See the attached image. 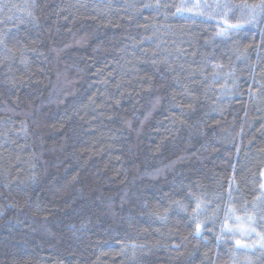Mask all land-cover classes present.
<instances>
[{"label": "trees", "instance_id": "1", "mask_svg": "<svg viewBox=\"0 0 264 264\" xmlns=\"http://www.w3.org/2000/svg\"><path fill=\"white\" fill-rule=\"evenodd\" d=\"M156 2L0 0L11 49L0 48V264H234L232 240L215 235L226 202L241 217L246 201L255 211L264 49L260 61L233 49L259 45V30L206 44L212 22L143 7ZM213 63L235 69L230 93ZM181 182L221 194L213 231L194 237L188 215L169 208ZM166 209V222L149 215ZM260 215L250 227L264 233ZM248 261L264 264V252L237 253L235 264Z\"/></svg>", "mask_w": 264, "mask_h": 264}, {"label": "snow or ice", "instance_id": "2", "mask_svg": "<svg viewBox=\"0 0 264 264\" xmlns=\"http://www.w3.org/2000/svg\"><path fill=\"white\" fill-rule=\"evenodd\" d=\"M143 7L155 9H160L161 7H173L175 8V11L172 12L171 15L174 17H181L185 20L191 19L193 22H195L197 18H200L204 22H212L215 27V32L210 40L205 41L206 44L214 42L217 39L221 43L227 44L235 34L256 28L259 30L261 43L259 45L245 46L243 51H241L239 47H235L233 52L236 59L240 61H247L252 51H256L258 61L262 59L260 56V50L264 49V27H261V25L264 24V0H252L251 3H249L248 0H240V2H235V0H178V2H175L174 0L171 5H162L160 0H157L155 4H144ZM28 14L31 15V12ZM9 38L8 32H0V48L7 50L10 53L11 49H8L7 44ZM11 38L14 39V37ZM153 63L155 64V61H153ZM211 67L213 69V82L225 78V83L221 85L220 92L222 94L230 93L232 89L228 86L227 78H231L232 84L235 85V69L233 68L226 72L224 70L225 65L221 63H213L211 64ZM229 67L231 68V65H229ZM254 67L255 65H253V69ZM259 87L264 89V85H259ZM252 94V90L250 89V95ZM174 98L175 97H173V99ZM156 103H159V99H157ZM180 107L183 110L184 106L181 105ZM187 107L189 111L193 108L192 105H188ZM181 123L186 122L181 121ZM128 125L129 127L131 126L130 121L128 122ZM258 175L259 177L264 178V167L260 169ZM234 187L235 178H232L229 182V188L227 191L229 202L232 200V191ZM257 187L258 195L254 197L252 202V207L255 211L252 213L248 212L247 201L241 206L245 212L243 217L236 215V209L231 203L226 202L224 204V219L219 225V234L215 235V239L218 243H227L228 241L225 240V236L232 240L230 251L234 259V264L237 253H247L250 249H258L264 252V233L257 232L256 228L250 227L251 224L257 222V212L261 213L259 219L264 221V179L261 180ZM174 194L180 195L181 199L172 200L169 208L175 205L176 208L188 215V219L194 223V230L191 233L194 237L202 236L206 230H214L217 218L221 211V204L216 203L213 208V203L221 198V194L213 193L212 196L209 197L207 192H202L197 195L196 192L192 191L191 185H184L183 182L176 186ZM185 200H187L188 203H185ZM189 207H191L190 213ZM149 215L155 216L156 219L161 222H166L168 209L165 210L164 215H157L156 213H149ZM202 216L204 219H201ZM229 221H233V223L230 224ZM209 224L213 226L212 229L208 228ZM237 233L241 236L247 237L255 234L258 239L255 243L249 244L246 240L234 239ZM121 246L122 249H124L128 248L129 244L121 242ZM131 248L133 249V256H135V250L137 248H143V245H136L133 243L131 244ZM248 264H252V262L248 261Z\"/></svg>", "mask_w": 264, "mask_h": 264}, {"label": "rangeland", "instance_id": "3", "mask_svg": "<svg viewBox=\"0 0 264 264\" xmlns=\"http://www.w3.org/2000/svg\"><path fill=\"white\" fill-rule=\"evenodd\" d=\"M262 179H264V178H262Z\"/></svg>", "mask_w": 264, "mask_h": 264}]
</instances>
